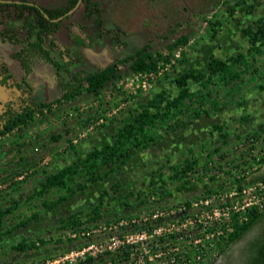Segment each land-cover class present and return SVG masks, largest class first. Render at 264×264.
<instances>
[{"label":"rangeland","instance_id":"374dc122","mask_svg":"<svg viewBox=\"0 0 264 264\" xmlns=\"http://www.w3.org/2000/svg\"><path fill=\"white\" fill-rule=\"evenodd\" d=\"M28 1L56 7L67 0ZM97 1L106 20L124 33L120 39L126 43L113 48L83 46L82 54L91 65L105 68L118 55L132 53L144 45L163 57L170 55L172 62L162 66L157 75L147 73L138 78L122 66L121 78L98 98L84 94L71 102L55 103L50 111L36 114L30 124L0 137V209L16 207L5 213L0 222V264H81L82 251L98 259L106 249H111L117 260L118 246L131 237H135L136 244L130 264H159L149 252L155 245L163 255L178 253L187 257L188 253L194 259L199 257L197 264H241L245 243H238L222 256L219 250L224 241L221 236L219 240L212 238L211 226L207 224L210 208L205 209L200 201L211 199L213 206L221 209L225 201H234V178L248 179L264 168L254 166L245 158V152L235 149L264 123V90L259 89L260 85L264 87V54L252 64L257 72L247 76L244 84L224 87L213 82L208 90H202L198 82L190 80L189 89L195 95L208 93L204 95L205 107L210 113L194 119L192 111L182 108L173 112L171 121H158L146 130L148 138L141 144L145 148L131 151L127 163L107 178L89 184L52 209L44 204L55 202L63 190L55 188L43 196L35 194L48 174L75 160L70 142L77 155L83 157L91 148L110 143L116 131L132 121L146 100L159 92L166 99L174 98L179 91L174 79L191 70L206 71L210 56L222 60L238 54L251 57L252 47L242 30L252 26L255 31L254 23L264 22V1L256 2L252 12L246 6L253 0H247L245 5H238L240 0ZM83 7L81 4L66 24L72 37L80 35L87 43L77 27ZM11 14L12 10L0 11V31L5 17ZM54 37L61 49L70 44L64 32H57ZM17 49L0 38V59L7 61L13 74L10 84L19 81L23 74L19 63L10 62ZM30 83L35 100L61 99L49 65L37 62ZM16 95L18 92L11 86L0 87L3 105ZM212 101L217 102L219 111H212ZM178 121L181 124L174 127ZM216 125L222 127L227 138L220 137ZM55 136H60V140L54 141ZM186 161L196 164L186 170ZM80 177L83 179V173L76 180ZM116 185L118 190L114 192ZM219 211L222 215L223 211ZM34 214L37 218L31 223L13 229L16 223ZM72 216L82 225L62 228ZM168 235H175V247ZM40 240L44 244L38 246ZM20 241L35 243L38 248L13 251L12 246ZM161 257V264H166L165 256Z\"/></svg>","mask_w":264,"mask_h":264},{"label":"trees","instance_id":"16d2710c","mask_svg":"<svg viewBox=\"0 0 264 264\" xmlns=\"http://www.w3.org/2000/svg\"><path fill=\"white\" fill-rule=\"evenodd\" d=\"M78 0H67L62 6L42 7L28 0H14L10 3H0V11L12 10V14L5 17V26L0 31L2 39L12 42L18 49L11 55L15 59L23 72L19 83L14 86L26 97L21 98L22 106L19 109L7 108L0 115V137L11 133L14 129L30 124L36 114H43L44 110L50 111L55 103L61 101L71 102L75 98L87 94L93 99L98 98L104 89L114 84L121 78L120 67L126 66L131 74L154 73L159 74L160 68L171 62V56H162L159 51L152 52L148 45H144L132 53H122L113 59V62L105 68H98L91 65L82 54L81 48L85 45L89 47L113 48L125 44L120 36L124 33L118 26L111 24L105 18V11L97 0H82L83 11L79 15L77 27L82 32L87 43L80 35L72 37L69 25L66 24L71 18L67 13L76 5ZM247 0H240L238 5H245ZM253 0L247 5V11L254 10ZM45 15L47 17H45ZM63 17L61 20L55 21ZM1 21V20H0ZM1 23V22H0ZM253 31L252 26L243 29L242 32L248 37L252 47L251 57L238 54L225 60L210 56L206 63V71L191 70L174 79L175 85L179 88L177 95L172 99H166L163 92H159L151 99L140 106V111L133 115L132 121L122 125L114 134L112 141L100 148L94 147L88 150L83 157L75 152V147L71 145L75 160L59 169L56 173L48 174L39 183V189L35 191L38 196L48 194L52 189L63 190V194L55 202L49 205L44 204L47 209H52L65 202L78 192L83 191L89 184L97 183L114 172L116 168L122 167L131 158V151L138 148H145L141 145L148 136L146 130L157 125L158 121H171L173 112L182 109L193 113V118L197 119L202 114L208 115L210 109L205 107V96L195 95L189 89V81L199 83L202 90H208L213 82L224 87L229 85L244 84L247 76L256 74L257 69H253L252 64L256 62L258 56L264 51V22L257 21ZM252 28V29H251ZM64 32L70 44L63 49L55 43L54 34ZM71 40V41H70ZM180 45V42H176ZM169 48L171 46H168ZM36 61L50 65L54 71L56 83L62 96L53 102L35 100L32 96L28 76L31 74ZM208 72V74H206ZM1 84H7L12 79V73L4 65L0 64ZM259 89L264 90L261 85ZM207 96V95H206ZM164 103V105H163ZM154 109V111H152ZM212 111H219L218 104L212 101ZM177 127L181 121L174 123ZM264 123L257 129L260 130ZM222 139L227 138L221 126L216 125ZM59 141L60 136L52 138ZM141 146V147H140ZM196 162L186 161V170H191ZM83 173V179L76 180L79 174ZM264 183V169H258L247 178H234L233 183L238 188L243 185ZM118 186L114 187V192ZM187 206L189 204L187 203ZM16 207L6 210L0 209V222L5 213H11ZM37 215L27 217L13 226V229L25 227L31 223ZM96 218V217H94ZM82 223L78 218L72 216L63 222L64 229L79 227ZM244 242L241 252V264H264V210L258 212L252 209L247 213V220L241 225L236 224L234 230L224 239L220 249V254L224 256L232 247L240 242ZM44 242L40 240L39 245ZM35 243L27 244L25 241L12 246L16 252H25L29 249H37ZM131 244L119 247L120 259L127 261L130 259ZM114 253L106 251L98 259L93 256H86L81 264H114L116 259Z\"/></svg>","mask_w":264,"mask_h":264},{"label":"built area","instance_id":"2783aa9c","mask_svg":"<svg viewBox=\"0 0 264 264\" xmlns=\"http://www.w3.org/2000/svg\"><path fill=\"white\" fill-rule=\"evenodd\" d=\"M169 65L170 64H167L165 65V67ZM146 74L147 73L134 74V76L135 78H138L145 76ZM148 74L150 76L155 75L154 73H148ZM235 149L238 150L239 152H245L247 155L245 158L247 160H250V162L254 166L259 167L261 165H264V125L260 130L256 131L255 133H251L247 135L243 143L236 146ZM232 191H233L232 195L235 196L234 201H231L230 199L229 201H225L224 203L221 204L222 206L221 209H219V207L217 208L214 207L211 199H206L203 203L202 201H200V203L203 204L202 206H204L205 209L210 208L209 214H207L208 215L207 218L210 221L207 224L211 226L210 231L212 238L216 237L217 240H219L220 238L219 236H221V239L224 241V238L226 239L227 235L234 230L236 224L241 225L244 221L247 220V213L250 210L256 209L258 212H262L264 210V183L259 182L250 185H243L241 188H238L236 185H233ZM218 209L223 211L222 215H220V211ZM219 215L222 217H219ZM199 222L201 223L200 220ZM206 222L207 221L205 220L204 223ZM134 238L135 237H131L130 239L123 240L122 245L118 246L117 248L118 250L119 247L124 246L125 244L133 245V248L130 249V259L127 261H123L120 259L121 257H119L116 260V262L120 261V263L122 262L121 264L131 263V260H133L135 257V253L133 252L136 244ZM167 238L172 239L173 241L172 246L175 247L176 244L174 241L175 235H168ZM155 246H156L155 248H152L151 246L149 252L152 254V257L154 259L158 260L159 264H161V259H162L161 256H165L163 259H166V264H197V260L199 257H197V259H194L192 258L191 255H188V253H187V257H185L184 255L182 256L178 253H174V255H170V253L167 254L164 253L165 255H163L159 251L160 247H158V245ZM106 251H110L114 253L113 251H111V249H106L105 252ZM119 254H121V252H119ZM80 255L83 261L88 255L95 257L91 253L90 254L84 253V251H82ZM158 258L161 259L159 260Z\"/></svg>","mask_w":264,"mask_h":264},{"label":"flooded vegetation","instance_id":"af4514ba","mask_svg":"<svg viewBox=\"0 0 264 264\" xmlns=\"http://www.w3.org/2000/svg\"><path fill=\"white\" fill-rule=\"evenodd\" d=\"M6 1V0H5ZM8 1V0H7ZM9 1H11V0H9ZM12 1H14V0H12ZM11 1V2H12ZM74 13V12H73ZM72 13V14H73ZM4 17V16H3ZM1 38V37H0ZM1 40H2V42H7L8 40H5V39H2L1 38ZM10 42V41H9ZM11 44L13 45V43L11 42ZM12 55V54H11ZM11 59H13L12 57H11ZM10 59V60H11ZM13 60H15V59H13ZM16 61V60H15ZM37 62H41V61H36L35 62V64L37 63ZM44 63V62H43ZM0 64H4L8 69H9V71H10V68H9V66H8V63H7V61L6 60H1L0 59ZM35 64H34V66H33V69H32V72H31V74L33 73V71H34V68H35ZM46 64V63H45ZM48 65V64H47ZM50 66V65H49ZM51 67V66H50ZM11 72V71H10ZM54 72V71H53ZM12 73V72H11ZM31 74L28 76V80H29V83H30V76H31ZM55 75V74H54ZM22 76H23V74H22ZM22 76L20 77V80H21V78H22ZM12 79H13V74H12ZM11 79V80H12ZM56 79V78H55ZM0 80H1V76H0ZM20 80L19 81H12V83L10 84L9 83V81L7 82V84H1L0 83V87L2 88L3 86H11L12 88H13V90H15L16 92H18V95H16V97H14V98H11V100H9V101H6L5 102V104L3 105V103H0V105H2L3 107H2V109L0 110V115L4 112V111H6V109L7 108H9V107H11V108H14V109H19L21 106H22V104H21V98H23V97H26L25 95H23L22 93H21V91L20 90H18L15 86H14V84L15 83H19L20 82ZM57 84V83H56ZM30 85H31V83H30ZM31 87H32V85H31ZM33 88V87H32ZM33 91H34V89H33ZM32 94H33V92H32Z\"/></svg>","mask_w":264,"mask_h":264},{"label":"water","instance_id":"95a60500","mask_svg":"<svg viewBox=\"0 0 264 264\" xmlns=\"http://www.w3.org/2000/svg\"><path fill=\"white\" fill-rule=\"evenodd\" d=\"M11 1H5V0H1L0 1V3H10ZM81 4H82V0H78L77 1V3H76V5L67 13V15H71L73 12H75L80 6H81ZM45 17H47L46 15H45ZM63 17H60V18H58L57 20H55V21H58V20H61Z\"/></svg>","mask_w":264,"mask_h":264},{"label":"crops","instance_id":"0c3cea01","mask_svg":"<svg viewBox=\"0 0 264 264\" xmlns=\"http://www.w3.org/2000/svg\"><path fill=\"white\" fill-rule=\"evenodd\" d=\"M9 58H10V57H9ZM10 59H11V58H10ZM10 62H12V63H14V62H15V63H16L17 61H15V60L11 59V60H10ZM17 63H18V62H17ZM9 68H10V67H9ZM263 169H264V168H262V170H263Z\"/></svg>","mask_w":264,"mask_h":264}]
</instances>
